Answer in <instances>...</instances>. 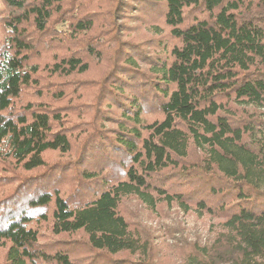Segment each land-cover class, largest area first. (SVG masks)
Masks as SVG:
<instances>
[{
	"label": "trees",
	"instance_id": "trees-1",
	"mask_svg": "<svg viewBox=\"0 0 264 264\" xmlns=\"http://www.w3.org/2000/svg\"><path fill=\"white\" fill-rule=\"evenodd\" d=\"M0 264H264V0H0Z\"/></svg>",
	"mask_w": 264,
	"mask_h": 264
},
{
	"label": "rangeland",
	"instance_id": "rangeland-1",
	"mask_svg": "<svg viewBox=\"0 0 264 264\" xmlns=\"http://www.w3.org/2000/svg\"><path fill=\"white\" fill-rule=\"evenodd\" d=\"M126 205L132 210H136L134 201H129ZM136 211L141 221L146 222L152 228H156L159 223H162V225L171 228L174 236L180 240L187 239L188 241H193L197 238L204 240L208 237V233L212 228L209 220L198 219L194 215L183 214L174 208L165 210L159 215H148L143 209Z\"/></svg>",
	"mask_w": 264,
	"mask_h": 264
}]
</instances>
